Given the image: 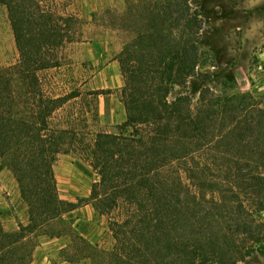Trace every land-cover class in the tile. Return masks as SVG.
Returning <instances> with one entry per match:
<instances>
[{
	"label": "trees",
	"instance_id": "1",
	"mask_svg": "<svg viewBox=\"0 0 264 264\" xmlns=\"http://www.w3.org/2000/svg\"><path fill=\"white\" fill-rule=\"evenodd\" d=\"M53 1L0 0L18 54L0 69V160L28 211L16 232L0 224V264H29L30 237L55 223L62 225L48 231L52 237L70 235L95 250L63 219L87 203L109 217L115 246L106 264H238L264 256V102L221 92L219 79L235 86L231 71L199 69L210 18L204 0H126L130 24L140 22L138 6L147 14L144 31L117 56L126 118L118 135L98 133L78 149L99 177L89 196L60 199L53 166L76 139L51 126L67 98L43 95L39 73L59 65L77 19L59 14Z\"/></svg>",
	"mask_w": 264,
	"mask_h": 264
},
{
	"label": "rangeland",
	"instance_id": "2",
	"mask_svg": "<svg viewBox=\"0 0 264 264\" xmlns=\"http://www.w3.org/2000/svg\"><path fill=\"white\" fill-rule=\"evenodd\" d=\"M210 18L202 25L205 44L200 49L202 71H231L235 86L228 88L219 79L223 93H251L264 102V0H204ZM50 5L61 15L77 22L69 30L74 38L58 51L59 65L39 73V86L46 97H66L52 115L54 129L75 134V149L60 154L53 172L60 199L75 202L87 198L92 185L99 180L88 158L78 149L98 133L118 135L125 121L121 89L124 81L117 56L124 44L144 31L147 14L143 8L135 27L127 11L126 0H54ZM122 18V20H121ZM70 34V35H72ZM17 50L4 6L0 5V69L16 64ZM232 89V90H230ZM130 132L128 129L125 133ZM115 211L117 220L123 218ZM63 219L73 231L95 250L85 249L80 240L70 235L52 237L48 231L61 229L55 223L30 237L32 248L29 264H106L115 246L108 226L109 217L100 215L91 203L65 214ZM264 221V214L261 215ZM28 211L20 196L17 180L0 160V224L13 233L26 226ZM238 264H264V256Z\"/></svg>",
	"mask_w": 264,
	"mask_h": 264
}]
</instances>
